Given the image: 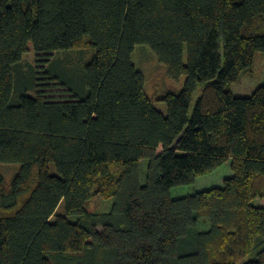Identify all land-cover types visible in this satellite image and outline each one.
I'll use <instances>...</instances> for the list:
<instances>
[{"label":"trees","instance_id":"1","mask_svg":"<svg viewBox=\"0 0 264 264\" xmlns=\"http://www.w3.org/2000/svg\"><path fill=\"white\" fill-rule=\"evenodd\" d=\"M30 44L79 50L69 76L43 71L58 93L23 68ZM137 44L184 76L158 96L166 114ZM256 52L264 0H0V164L18 167L0 171V264H264V80L229 89ZM225 163L221 183L171 197Z\"/></svg>","mask_w":264,"mask_h":264},{"label":"rangeland","instance_id":"2","mask_svg":"<svg viewBox=\"0 0 264 264\" xmlns=\"http://www.w3.org/2000/svg\"><path fill=\"white\" fill-rule=\"evenodd\" d=\"M79 50L67 49L59 50L56 54L52 53H35L31 44L28 50L23 54L22 66L23 68L31 67L37 74L39 89L48 93H58L60 88L57 83L45 76L43 73L47 63L53 59L52 67L60 74L69 76L68 71L63 72V64L65 63L66 55L77 56ZM80 56V55H79ZM85 60V59H84ZM88 60V58H87ZM131 60L133 64L140 70L144 77V90L151 98L153 106L161 113L166 114V105L163 100L158 98L159 94L168 88L180 89L182 87L184 76H181L178 81H173L167 75L164 65H162L153 51L144 44L135 45L131 53ZM250 72L247 74L242 73L239 79L229 85V89L235 96H249L252 91L263 82L264 80V55L262 52H256L253 62L250 66ZM77 75V70L75 71ZM200 93V88L193 96V101ZM147 160L141 159L139 162V176L141 183L145 180ZM17 165L11 163L0 164V171L4 174L7 180H10L17 171ZM50 170L54 172V167L51 164ZM231 173L228 163L221 165L211 174L202 175L196 178L193 183L181 184L173 186L170 189V195L173 198L182 197L195 190L203 187H208L221 183L223 178ZM254 205H264V198L256 197L253 199ZM111 204L110 200L103 201L98 195L91 198L88 202V209L90 211L107 210ZM69 220H75V217L70 216ZM241 264V263H238Z\"/></svg>","mask_w":264,"mask_h":264}]
</instances>
